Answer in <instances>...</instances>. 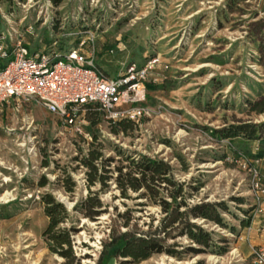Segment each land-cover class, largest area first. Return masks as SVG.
Listing matches in <instances>:
<instances>
[{
  "label": "rangeland",
  "instance_id": "rangeland-1",
  "mask_svg": "<svg viewBox=\"0 0 264 264\" xmlns=\"http://www.w3.org/2000/svg\"><path fill=\"white\" fill-rule=\"evenodd\" d=\"M55 1L1 0L0 40L6 38L9 46L21 40L32 52L44 48L65 52L88 36L96 44V61L110 78L129 63L143 66L154 57L156 81L150 77L147 89L149 114L134 131L120 135H114L104 119L98 130L105 159L114 158L111 168L118 167L120 157L114 149L118 146L133 158L147 156L169 163L176 180L192 194L190 204H226L229 211L222 216L238 231L233 234L199 222L215 233L216 241L228 239L226 255L178 261L162 254L140 264H253L251 236L259 233L249 228L240 231L239 220L252 221L254 211H245L256 206L250 171L255 165L249 156L233 158L237 151L251 155L257 147L264 150V114H250L247 104L264 96L260 64L264 29L259 25L264 20V0L238 1L234 11L227 8V0ZM245 124L261 127V139L249 142L215 135L216 130ZM87 127L80 134L36 104L5 106L0 111V264H65L43 239L48 219L40 198L45 193L73 205L64 227L77 229L73 234L77 264H96L111 219L123 223L121 216L128 208L144 229L156 226L163 217L159 207L141 206L146 200L137 199L140 194L120 198L114 184L117 173L110 174L111 190L101 195L107 213L91 221L74 211L87 195L85 172L75 161L88 152ZM64 170L77 183L72 196L53 184ZM256 170L264 179V161ZM43 177L51 185L39 188ZM257 221L263 222L264 214ZM174 242L190 246L186 239L170 241Z\"/></svg>",
  "mask_w": 264,
  "mask_h": 264
},
{
  "label": "trees",
  "instance_id": "trees-1",
  "mask_svg": "<svg viewBox=\"0 0 264 264\" xmlns=\"http://www.w3.org/2000/svg\"><path fill=\"white\" fill-rule=\"evenodd\" d=\"M238 1L242 0H227V8L234 11ZM55 3H57V0ZM259 25L264 29V20L259 22ZM78 46L79 44L75 43L68 50L77 49ZM260 48V64L264 68V45ZM54 50L50 48L48 51L53 52ZM153 58H149L146 63ZM131 64L134 63L127 65ZM3 68L4 66L0 65V71ZM102 71L105 78H110L103 69ZM247 104L250 114H264V96L249 101ZM84 119L88 123L86 130L91 141L88 142V152L81 159L75 158V161L79 162V166L85 172L87 195L76 203L73 208L74 211L91 221L107 213L106 204L101 195L111 190L112 176L110 174L117 173L114 184L120 198L132 199L131 194H140L137 199L146 200L141 206H157L163 215L156 226L149 224L147 229L139 227L138 223L134 222V210L131 208H128L125 214L121 216L124 219L123 223L117 221V217L112 218L108 228V237L101 243L102 249L99 252L96 264H108L111 260H116L119 264H140L155 255L162 254L178 261H184L189 257L195 258L207 254L224 256L229 252L228 239L219 237L216 241L214 238L215 233L203 227L204 223H209L220 228L230 229L233 234H238L237 229L228 224L222 216V212L229 211L226 204L208 202L190 204L188 199L192 197V194H187L186 184L177 181L174 176V168L161 159L147 156H140L138 159L133 158L118 146H114L121 164L112 169L114 158L105 159L102 152L105 146L99 143L98 127L104 122L103 116L93 107H90L86 111ZM108 124L114 135H120L134 131L139 123L129 121L112 123L108 121ZM260 128L251 124L233 125L229 128L216 130L215 135L219 139L235 140L242 138L249 142H255L261 139L259 135ZM248 156L250 159L257 161L264 158V150L257 147L254 154L251 155L237 151V155L233 159L237 160ZM124 163L126 164L124 165ZM44 166L48 167V163H44ZM53 184L71 196L77 188V183L66 170ZM48 185H51V183L45 177L38 184L39 188H45ZM192 189L198 190V188ZM237 201L240 204L246 203L244 199ZM40 202L48 219V226L43 232V239L48 250L52 254L63 258L65 264H77L79 259L74 249L73 240V234L77 233V229L64 227L70 218L68 207L52 193L43 194ZM253 211L254 208L245 211V214ZM239 223V230L241 231L249 228L252 221L251 218H245L240 219ZM179 239L190 241V246L184 247L178 242L170 243L171 240ZM197 264H205V262L200 261Z\"/></svg>",
  "mask_w": 264,
  "mask_h": 264
},
{
  "label": "built area",
  "instance_id": "built-area-1",
  "mask_svg": "<svg viewBox=\"0 0 264 264\" xmlns=\"http://www.w3.org/2000/svg\"><path fill=\"white\" fill-rule=\"evenodd\" d=\"M1 39L0 63L4 68L0 71V111L5 106L36 104L80 134L88 125L84 116L90 107L112 123H139L149 114L147 89L150 77L155 80V58L143 66L126 65L116 77L105 78L96 61V44L88 36L77 49L65 52L45 48L32 52L21 40L9 46L6 38ZM263 161L253 160L255 168L250 169L256 206L249 230L264 214V179L256 170ZM259 232L262 244L252 248L253 264H264V226Z\"/></svg>",
  "mask_w": 264,
  "mask_h": 264
},
{
  "label": "crops",
  "instance_id": "crops-1",
  "mask_svg": "<svg viewBox=\"0 0 264 264\" xmlns=\"http://www.w3.org/2000/svg\"><path fill=\"white\" fill-rule=\"evenodd\" d=\"M262 226H264V221L263 222L262 221L261 222L260 221L259 222L257 221V222H255L253 224L252 232L259 233V234H256V237H255L254 234L251 236L253 239L251 240V246H250V248H253V247H256V246H259V245L262 244V236L263 235L259 232V229ZM114 262H115V260H111L109 264H114Z\"/></svg>",
  "mask_w": 264,
  "mask_h": 264
},
{
  "label": "water",
  "instance_id": "water-1",
  "mask_svg": "<svg viewBox=\"0 0 264 264\" xmlns=\"http://www.w3.org/2000/svg\"><path fill=\"white\" fill-rule=\"evenodd\" d=\"M60 200V202L61 203H63V204H65L67 207H68V209H70V208H72L73 207V205H67V203H66V200L65 199H59Z\"/></svg>",
  "mask_w": 264,
  "mask_h": 264
}]
</instances>
